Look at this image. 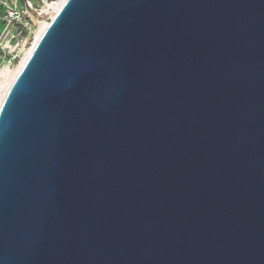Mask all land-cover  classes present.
Listing matches in <instances>:
<instances>
[{
    "label": "water",
    "instance_id": "1",
    "mask_svg": "<svg viewBox=\"0 0 264 264\" xmlns=\"http://www.w3.org/2000/svg\"><path fill=\"white\" fill-rule=\"evenodd\" d=\"M0 264H264V0H64L0 103Z\"/></svg>",
    "mask_w": 264,
    "mask_h": 264
},
{
    "label": "rangeland",
    "instance_id": "2",
    "mask_svg": "<svg viewBox=\"0 0 264 264\" xmlns=\"http://www.w3.org/2000/svg\"><path fill=\"white\" fill-rule=\"evenodd\" d=\"M43 1L0 0V82L15 69L26 50L33 45L38 21L49 16L43 9ZM9 8L16 10V18L10 19ZM18 25L25 31L22 32Z\"/></svg>",
    "mask_w": 264,
    "mask_h": 264
},
{
    "label": "bare ground",
    "instance_id": "3",
    "mask_svg": "<svg viewBox=\"0 0 264 264\" xmlns=\"http://www.w3.org/2000/svg\"><path fill=\"white\" fill-rule=\"evenodd\" d=\"M64 0H54L52 2H49L47 0H44V5H43V9L49 14V16H47L46 18L38 21V24L34 30V42L33 45L36 43V41L39 39V37L41 36L43 30L45 29V27L47 26L48 22L50 21L51 17L56 13V11L59 9V7L61 6L62 2ZM32 45V46H33ZM32 46L29 47V49L26 50V52L24 53V55L22 56L20 62L18 63V65L15 67V69L11 70L5 77V79L0 82V103L7 91V89L9 88L10 84L12 83L13 79L15 78L16 74L18 73V71L20 70V68L22 67V65L24 64L26 58L28 57Z\"/></svg>",
    "mask_w": 264,
    "mask_h": 264
},
{
    "label": "built area",
    "instance_id": "4",
    "mask_svg": "<svg viewBox=\"0 0 264 264\" xmlns=\"http://www.w3.org/2000/svg\"><path fill=\"white\" fill-rule=\"evenodd\" d=\"M8 15L10 19L16 18V10H13V8H9Z\"/></svg>",
    "mask_w": 264,
    "mask_h": 264
},
{
    "label": "trees",
    "instance_id": "5",
    "mask_svg": "<svg viewBox=\"0 0 264 264\" xmlns=\"http://www.w3.org/2000/svg\"><path fill=\"white\" fill-rule=\"evenodd\" d=\"M19 26V28H20V30L23 32V31H25V29L22 27V26H20V25H18Z\"/></svg>",
    "mask_w": 264,
    "mask_h": 264
}]
</instances>
